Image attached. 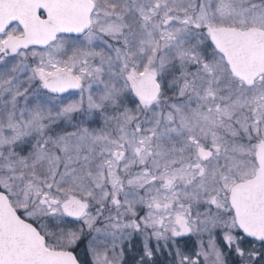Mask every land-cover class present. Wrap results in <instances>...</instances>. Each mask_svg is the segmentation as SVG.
I'll return each instance as SVG.
<instances>
[{
    "label": "snow or ice",
    "instance_id": "snow-or-ice-1",
    "mask_svg": "<svg viewBox=\"0 0 264 264\" xmlns=\"http://www.w3.org/2000/svg\"><path fill=\"white\" fill-rule=\"evenodd\" d=\"M0 264H264V0H0Z\"/></svg>",
    "mask_w": 264,
    "mask_h": 264
}]
</instances>
